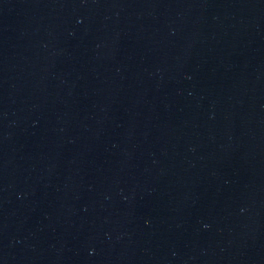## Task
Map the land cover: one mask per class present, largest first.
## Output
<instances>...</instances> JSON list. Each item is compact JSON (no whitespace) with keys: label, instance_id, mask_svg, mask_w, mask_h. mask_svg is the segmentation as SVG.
Here are the masks:
<instances>
[{"label":"water","instance_id":"1","mask_svg":"<svg viewBox=\"0 0 264 264\" xmlns=\"http://www.w3.org/2000/svg\"><path fill=\"white\" fill-rule=\"evenodd\" d=\"M0 264H264V0H0Z\"/></svg>","mask_w":264,"mask_h":264}]
</instances>
